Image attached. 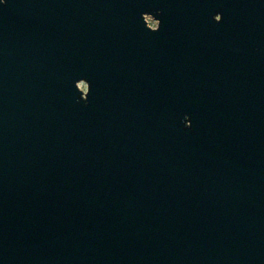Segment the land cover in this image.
Returning <instances> with one entry per match:
<instances>
[{
    "label": "water",
    "instance_id": "water-1",
    "mask_svg": "<svg viewBox=\"0 0 264 264\" xmlns=\"http://www.w3.org/2000/svg\"><path fill=\"white\" fill-rule=\"evenodd\" d=\"M0 264H264V0H0Z\"/></svg>",
    "mask_w": 264,
    "mask_h": 264
},
{
    "label": "rangeland",
    "instance_id": "rangeland-1",
    "mask_svg": "<svg viewBox=\"0 0 264 264\" xmlns=\"http://www.w3.org/2000/svg\"><path fill=\"white\" fill-rule=\"evenodd\" d=\"M147 20L149 21V22H151L152 24H154L155 26H157V21H155L152 17H147ZM81 88L82 89H85L86 88V85L85 84H81Z\"/></svg>",
    "mask_w": 264,
    "mask_h": 264
}]
</instances>
